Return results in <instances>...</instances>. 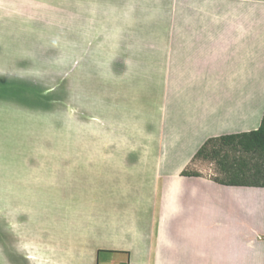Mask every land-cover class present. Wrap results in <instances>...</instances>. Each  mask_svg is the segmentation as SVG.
Listing matches in <instances>:
<instances>
[{"label":"crops","instance_id":"obj_1","mask_svg":"<svg viewBox=\"0 0 264 264\" xmlns=\"http://www.w3.org/2000/svg\"><path fill=\"white\" fill-rule=\"evenodd\" d=\"M112 1L103 4L113 7L107 15L116 27L123 16L131 17L134 7ZM161 8L160 29L156 34L150 30L158 39L119 44L102 64V84L124 83L119 75L125 76L129 85L125 95L140 107L152 103V98L141 95L142 89L157 86L161 155L146 143L143 156L130 152V156L106 158L100 163L103 172L92 174L86 172L89 163L81 160L82 167H75L72 156H46L45 150L36 162L28 157L27 171L36 174L39 165L40 173L48 169V182L53 183L48 187L58 193H49L53 204L46 207L50 213L45 218L57 224V217L61 232L37 227L44 219L36 213L22 220L19 207L1 206L6 228L2 221L0 257L6 264H201L200 259L207 264H246L245 259L254 257L219 254L217 229H222L217 220L227 223L224 214L231 216L226 226L243 248L252 240L264 251V198L251 210L240 199L264 197V188L227 187L208 177L181 174L208 139L247 133L262 123L264 0H168ZM85 11L84 6L87 16ZM19 18L26 19L22 13L10 14L9 0H0V24L8 26L9 20L16 23ZM36 19L29 33L35 34L39 67L56 68L59 47L51 17L30 20ZM6 36L0 40V51ZM8 173L1 171L0 180L4 176L9 181ZM37 194L44 207L46 191ZM223 196L238 204L234 210L221 208L218 200ZM132 199L133 207L122 204ZM256 211L260 218L252 226L250 218Z\"/></svg>","mask_w":264,"mask_h":264},{"label":"rangeland","instance_id":"obj_2","mask_svg":"<svg viewBox=\"0 0 264 264\" xmlns=\"http://www.w3.org/2000/svg\"><path fill=\"white\" fill-rule=\"evenodd\" d=\"M40 2L42 3L38 0L36 3L33 0H9L10 14L22 13L26 19L19 18L16 23H10L9 20L8 26L6 23L0 24V40L5 41L3 37L8 31L7 43H4L0 51V172L5 174L8 170L6 176L10 178L8 181L3 176L0 180V235L4 221L1 220L3 205L13 209L19 207L23 212L22 220L26 215L31 213L32 217V213H36L37 217L44 219L37 223V227L47 230L51 228L56 234L61 232L57 217L54 218L57 224L54 221L49 224L45 218L50 213L46 207L50 208L53 204L49 193H58L49 189L53 183L48 182V169L45 168L40 173L41 171H36L41 168L39 165L35 167L36 174L27 171L29 165L25 160H30L28 157H33L36 162L45 150L49 151L46 156H72L75 167L81 168L83 160L85 164L89 163L86 172L92 174L94 171L103 172L105 166L100 163H104L106 158L126 157L130 156V152H133L134 157L143 156L148 146L161 155V117L160 108L157 109L160 106V93L157 86L141 91V95L146 96L147 100L152 98L154 112L150 115L152 108L149 101H146L147 106L140 107L125 95L129 88L125 76L119 75L124 83H119L118 80L115 83L102 84V64L108 61L109 54L119 44H148L151 40L158 39L153 37L150 30L153 34L159 31L161 4L166 5L168 0H121L122 4L126 3L122 6L124 8L130 7L128 2L133 5L134 14L130 13L131 17L123 16L125 20L115 22L116 27L107 15V12H114L113 7L103 4L112 5V0H99L100 4L95 0L96 5L91 0ZM84 6L87 16L83 13ZM114 7L118 8L117 5ZM124 13L121 8V16ZM49 16L59 47L56 52L57 65L56 68H40L36 59L38 49L34 44L35 34L29 33L34 31L39 19H30H48ZM22 28L25 30L22 31ZM19 32L23 34L20 37L17 35ZM66 32L71 35L65 36ZM118 72L121 73L119 70ZM140 109L146 111L140 112ZM166 137L168 139L169 135L166 134ZM234 155L236 154L233 153L232 157ZM237 156L250 158L243 153H238ZM221 169L215 161L192 158L183 172H197L200 176L216 179L224 178L220 173ZM12 177L19 180H11ZM6 186L10 187L8 191L5 190ZM25 187L27 190L23 191ZM44 190L47 196L43 207L37 191ZM257 196H240L241 203L249 204V210L254 209L256 202L259 201L260 204L261 198H264ZM58 204L59 198L57 206ZM122 204L133 207L134 199L126 200ZM218 204L226 212L229 208L234 210L238 205L230 196H223ZM258 213L256 211L251 215L253 221L250 218V225L253 226L255 218H260ZM223 216L227 223L230 222L231 216ZM220 220H217L222 229H217L218 241H221L218 245V250L221 248L219 254L226 255L231 252L241 257L249 255L254 259H245L246 264H264L261 245H254L251 240L247 248H243L242 242H238L231 234L227 223ZM3 223L6 228L5 221ZM26 231L32 233L29 229ZM250 238L253 239L251 236ZM9 262L13 263L12 260ZM200 263L207 264V261L200 259ZM0 264H6L1 257Z\"/></svg>","mask_w":264,"mask_h":264},{"label":"trees","instance_id":"obj_3","mask_svg":"<svg viewBox=\"0 0 264 264\" xmlns=\"http://www.w3.org/2000/svg\"><path fill=\"white\" fill-rule=\"evenodd\" d=\"M233 153L236 155L232 157ZM238 153L250 158H239ZM195 158L219 163L224 178H216L214 181L218 184L264 188V116L257 130L208 139ZM182 175L200 176L197 172H183Z\"/></svg>","mask_w":264,"mask_h":264}]
</instances>
